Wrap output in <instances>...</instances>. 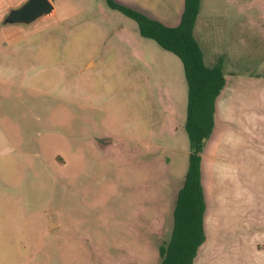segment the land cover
Instances as JSON below:
<instances>
[{
    "label": "rangeland",
    "instance_id": "rangeland-1",
    "mask_svg": "<svg viewBox=\"0 0 264 264\" xmlns=\"http://www.w3.org/2000/svg\"><path fill=\"white\" fill-rule=\"evenodd\" d=\"M202 5L195 35L206 64L225 58L246 133L260 137L264 0ZM87 10L76 42L44 30L1 58L0 264H158L171 238L189 165L183 64L106 0ZM90 56L101 60L85 70ZM225 96L203 154L207 239L194 264H264V153L227 159Z\"/></svg>",
    "mask_w": 264,
    "mask_h": 264
},
{
    "label": "trees",
    "instance_id": "trees-1",
    "mask_svg": "<svg viewBox=\"0 0 264 264\" xmlns=\"http://www.w3.org/2000/svg\"><path fill=\"white\" fill-rule=\"evenodd\" d=\"M106 1L110 8L134 20L142 37L154 40L183 64L188 87L184 129L189 140V165L173 210L171 238L166 245L159 247L158 264H194L207 238L203 154L216 127L217 100L228 81L225 58L219 57L211 66L206 64L203 49L195 35L201 0H185L182 20L176 28L114 0Z\"/></svg>",
    "mask_w": 264,
    "mask_h": 264
},
{
    "label": "crops",
    "instance_id": "crops-1",
    "mask_svg": "<svg viewBox=\"0 0 264 264\" xmlns=\"http://www.w3.org/2000/svg\"><path fill=\"white\" fill-rule=\"evenodd\" d=\"M28 0H0V74L6 72V66L4 60L1 58L4 56L6 49H12L17 55L22 51L23 46H30L33 44L32 40L35 36L40 35L44 30H50L51 36H64V42L70 45L74 42L69 40L72 31L77 30L81 33L83 28H86L90 20L87 18L88 10L87 6L90 0H50L54 6V10L51 14L38 18L29 24L24 23H8L6 22L7 16L11 11L20 8ZM119 4L125 5L127 7L133 8L147 15L148 17L159 21L160 23L176 28L180 25L182 16L185 10V0H114ZM202 0L200 13L202 8ZM199 13V15H200ZM130 19V18H129ZM132 20V19H131ZM63 27V32H59V28ZM136 30V29H134ZM135 33L140 34L139 27L138 31ZM78 39V44L84 46L87 41L86 35H80ZM144 38V37H143ZM71 42V43H70ZM3 54V55H2ZM101 60L98 57L90 56L85 58V70L88 68L96 67V64ZM15 72V71H14ZM237 89H232L229 87L227 81L226 87L224 88L222 94L217 100L216 109L218 112L219 100L223 94L226 96H232L229 102H224V110L229 114L228 123L223 132L222 138V149L227 159L231 162H237V158L241 156L242 150L247 148L252 150L255 154L253 159L257 162V154L264 153V124L261 120L258 124L257 133L260 137H254L248 135L246 132V122L243 121L241 112L243 111V93L242 89L235 87ZM228 90V95H227ZM230 90V91H229ZM225 96V97H226ZM260 98L258 105L264 108L263 98L264 95L260 91ZM86 103V102H85ZM87 106V104H85ZM228 106V108H227ZM216 112V114H217ZM83 124H86L84 118L81 119ZM185 124V122H184ZM217 121L214 133L216 132ZM260 132V133H259ZM246 135V136H244ZM95 142L97 144H110L113 143V139H110L104 135H95ZM202 175H203V165H202ZM203 177V176H202ZM204 185V178H203ZM205 189V186H204ZM206 195V193H205ZM207 202V198H206ZM208 210V205H207ZM207 213V212H206ZM206 219V218H205ZM206 226V224H205ZM207 239V238H206Z\"/></svg>",
    "mask_w": 264,
    "mask_h": 264
},
{
    "label": "water",
    "instance_id": "water-1",
    "mask_svg": "<svg viewBox=\"0 0 264 264\" xmlns=\"http://www.w3.org/2000/svg\"><path fill=\"white\" fill-rule=\"evenodd\" d=\"M54 10L50 0H28L23 6L10 12L6 18L8 23L29 24Z\"/></svg>",
    "mask_w": 264,
    "mask_h": 264
}]
</instances>
